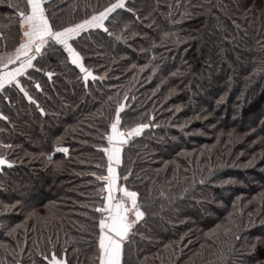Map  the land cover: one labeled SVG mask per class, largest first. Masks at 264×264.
Segmentation results:
<instances>
[{"label": "trees", "instance_id": "trees-1", "mask_svg": "<svg viewBox=\"0 0 264 264\" xmlns=\"http://www.w3.org/2000/svg\"><path fill=\"white\" fill-rule=\"evenodd\" d=\"M21 2L0 0V55L19 44L18 11L9 3ZM113 2L51 0L48 15L59 30ZM125 3L106 22L113 35L89 29L73 41L95 79L85 85L53 44L20 78L34 102L15 86L0 90L8 117L0 119V144L12 145L0 148L12 162L0 170V264H47L38 253L48 252L49 240L67 264H98L103 182L96 177L107 175L103 149L118 104L121 131L149 124L113 164L115 200L121 187L136 191L145 213L122 264H257L264 260V0Z\"/></svg>", "mask_w": 264, "mask_h": 264}, {"label": "snow or ice", "instance_id": "snow-or-ice-1", "mask_svg": "<svg viewBox=\"0 0 264 264\" xmlns=\"http://www.w3.org/2000/svg\"><path fill=\"white\" fill-rule=\"evenodd\" d=\"M51 0H26V3H9V7L18 11V22L22 30L23 40L19 46L15 48V55L3 56L0 55V90H3L6 85L15 86L30 102L33 97L22 86L20 78L27 73L28 69L34 67L33 61L41 54V50L46 45H58L64 52L67 53V58L71 64L79 67L85 80L92 75V71L84 66L81 62V56L73 47V41L79 37L82 32L89 29H103L109 35H113L106 25L107 21L113 19V14L117 9L126 8L125 0H114L100 11L93 13L78 23L55 30L50 22ZM132 11L131 9H128ZM122 37L117 36L116 39ZM48 75H51L49 73ZM37 89L39 84L35 85ZM7 99V97H5ZM39 107V106H38ZM123 104H118L115 112L116 116L113 119L110 128V133L106 136L108 146L103 149L107 155V175L97 176L98 181L103 182V187L99 189L101 195L107 191L108 195L103 197L102 204L96 208L100 213L98 221V264H122L123 248L126 241L131 240L133 226L141 221L145 213L141 210V205L138 203V193L128 190L126 187L119 188L123 193L120 200H115L112 193L117 188V172L113 164L121 163V146L128 142V138L133 135H140L141 131L149 127V124L141 123L131 131L125 132L118 128L121 123L120 113L123 109ZM43 112V109H40ZM0 119L8 120L0 112ZM12 145L0 144V148H11ZM56 151L68 152L67 148H57ZM51 159V157H49ZM12 167V162L7 158V154H0V167ZM127 180V177H125ZM201 183H204L202 180ZM19 203V202H17ZM134 214L135 219H130V215ZM19 227V226H17ZM239 239V237H236ZM48 252H40L43 261L47 264H67L66 258L56 252V243H53ZM250 251L252 254L256 252V245H251ZM17 264H20L17 261ZM257 264H264V260H258Z\"/></svg>", "mask_w": 264, "mask_h": 264}, {"label": "rangeland", "instance_id": "rangeland-1", "mask_svg": "<svg viewBox=\"0 0 264 264\" xmlns=\"http://www.w3.org/2000/svg\"><path fill=\"white\" fill-rule=\"evenodd\" d=\"M71 25H72V24H71ZM68 26H70V25H68ZM66 27H67V26H66ZM21 32H22V30H21ZM22 40H23V36H22V34H21V38H20L19 43H21ZM18 46H19V44L17 45V47H18ZM14 50H15V49H14ZM14 50H13V51H10V52H8V53L3 54V56H5V57L8 56V55H13V56H14V55H15V51H14ZM129 218L134 220V219H135L134 214H131Z\"/></svg>", "mask_w": 264, "mask_h": 264}, {"label": "water", "instance_id": "water-1", "mask_svg": "<svg viewBox=\"0 0 264 264\" xmlns=\"http://www.w3.org/2000/svg\"><path fill=\"white\" fill-rule=\"evenodd\" d=\"M49 73H47V76L48 77H50L51 75H48ZM92 75L96 78V75L92 72ZM81 78H82V81L84 82V84L86 85L87 84V82L90 80H93V78L90 76L87 80H85L84 79V77H83V74H82V76H81ZM110 131H111V128L109 129V132H108V134L110 133ZM2 167H7V166H2ZM2 167H0V170L2 169Z\"/></svg>", "mask_w": 264, "mask_h": 264}, {"label": "built area", "instance_id": "built-area-1", "mask_svg": "<svg viewBox=\"0 0 264 264\" xmlns=\"http://www.w3.org/2000/svg\"><path fill=\"white\" fill-rule=\"evenodd\" d=\"M108 195V193H107V191H105L104 193H103V196L105 197V196H107ZM99 219H100V215H99Z\"/></svg>", "mask_w": 264, "mask_h": 264}]
</instances>
